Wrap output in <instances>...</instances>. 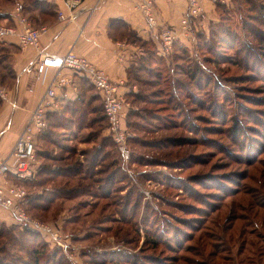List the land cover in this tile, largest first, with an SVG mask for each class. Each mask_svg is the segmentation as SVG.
Masks as SVG:
<instances>
[{"label": "rangeland", "instance_id": "rangeland-1", "mask_svg": "<svg viewBox=\"0 0 264 264\" xmlns=\"http://www.w3.org/2000/svg\"><path fill=\"white\" fill-rule=\"evenodd\" d=\"M23 1L30 5V0ZM8 5L0 0V8ZM226 7L231 10L216 7L212 16H201L183 44L188 56L197 54L226 88L197 91L190 84L199 98L193 102L179 95L171 108L165 99H152L155 90L167 87L165 74L158 87L132 85L125 96L128 157L114 142L104 115L82 131L67 127V119H52L38 135L37 147L47 156L38 155L39 166L47 162L88 169L91 154L103 150L98 167L93 166L97 182L81 175L61 176L39 187L53 202L30 214L57 224L67 244L61 247L50 240L44 261L57 253L51 264H264V0H230ZM218 24H228L237 34L239 51L214 46L210 32ZM210 41L218 52L216 61L210 57L214 51L204 49ZM241 41L256 49L258 70L251 71L239 59ZM18 48L0 39V83L6 87L11 86L12 52ZM175 136L185 138L186 144L166 143ZM114 170L113 191L102 196L99 180ZM83 186L88 192L83 193ZM43 187L50 189L43 192ZM67 188L80 193L59 195ZM24 245L29 248L30 243ZM0 246L12 247L1 256L3 264H32L20 250L15 256L9 242Z\"/></svg>", "mask_w": 264, "mask_h": 264}, {"label": "crops", "instance_id": "crops-1", "mask_svg": "<svg viewBox=\"0 0 264 264\" xmlns=\"http://www.w3.org/2000/svg\"><path fill=\"white\" fill-rule=\"evenodd\" d=\"M22 1L17 0L14 4L0 8V21L9 22L17 28L18 33L23 32L26 27L25 23L16 20L14 16L16 5H21ZM47 1L53 4L54 13L48 16L46 21L39 20L34 23V19L29 18L32 12L26 13L34 27L42 25L48 27L41 36L40 49L53 54H64L73 50L89 58L98 67L103 68L111 79L124 82L119 90L125 96L132 87L129 70L146 50L137 42L129 41L127 37L113 38L111 21H121L129 31H134L141 39L160 44V30L165 27H178L187 9V0H154L158 25L153 27L148 24L138 6L142 0H82L81 4L72 8L65 0ZM226 2L230 3V0ZM204 9L205 18L216 12L215 5L207 0L204 1ZM59 11L67 17L66 21L59 20ZM199 20L196 27L200 23ZM5 39L19 48L12 52L16 79L14 84L8 87L10 99L2 100L0 105V161L10 154L31 113L46 91L48 83L56 73L55 69H50L44 82L36 81L25 68L38 55L39 50L21 47L17 35L7 36ZM65 73L72 77L73 81L70 85L57 89L59 109L61 101L75 99L81 90L80 78L68 70ZM90 91L95 94L94 89ZM97 103L94 98L89 102L93 108ZM94 114L96 111L91 109L89 115ZM13 179L9 174L0 175V184ZM15 224V219L8 210L0 211V227L17 228Z\"/></svg>", "mask_w": 264, "mask_h": 264}, {"label": "trees", "instance_id": "trees-1", "mask_svg": "<svg viewBox=\"0 0 264 264\" xmlns=\"http://www.w3.org/2000/svg\"><path fill=\"white\" fill-rule=\"evenodd\" d=\"M9 4H14L17 0H6ZM238 1V0H237ZM248 1V0H247ZM228 5V3H222L219 2L215 5V8L217 7V11H219V8L225 9V10H231L230 8L225 6ZM22 9L25 13L32 12V17L29 14V18L34 19L35 22L39 20L46 21L48 16H52L54 13L53 11V4L48 2L47 0H30V5H26L24 1H22ZM256 10V9H255ZM44 15V16H42ZM42 16V17H41ZM224 16V14H223ZM221 21V20H220ZM10 24L9 22H6ZM11 25V24H10ZM111 34L113 35V38H124L127 37L129 41L137 42L141 45V47L145 48L146 53L142 55L140 58L136 60V64H134L129 72H130V79L131 85L138 84H145L149 86H156L162 85L161 77L163 74H165V81L167 82V87L162 88L160 90H155L154 94L156 95V98H152L153 100L159 99H165L166 105H170L171 108L173 107V103L178 102L179 95L183 98V95L189 96V99L191 101L196 100L199 98V95L194 91V87L197 88V91L199 89L206 91L208 87H212L213 91L220 90L222 88H226L223 84V81H221L217 75H214L211 73L210 70H208L205 67V63L200 59V57L196 55L188 56L187 52L190 51L184 47L185 41H177L174 44L173 50L170 54L164 55L161 51L160 44H156L155 42L151 41H145L138 37L134 31H129L121 21L117 22L116 20L111 21ZM196 28V26H195ZM212 29V28H211ZM212 36L210 37V40L213 42L214 46L221 45V46H227L230 49H236V52L239 51L240 48H237V42L239 41V38L237 34L232 32L231 28L228 24H218L216 28H214L213 32L211 30L210 32ZM0 39H5V37ZM205 44V51L210 52L211 54L214 51L213 56H210L212 58V61H216V55L218 54L217 50H213L210 43ZM217 41V42H216ZM263 42V40H261ZM184 44V45H183ZM242 51L241 56L239 59L243 58L244 61H246L247 67L251 71L258 70L256 63L257 57L259 56L256 49L253 48L250 44H246L245 42L241 41ZM264 46V45H263ZM14 51V50H13ZM198 49L196 50V52ZM215 55V56H214ZM209 57V56H208ZM211 61V60H208ZM236 60L235 62H237ZM13 63V62H12ZM10 72L8 75H10L11 84L13 85L16 79V72L14 70L13 64L10 66ZM73 75H76L80 78L81 81V90L78 96L75 99H68L61 101V108L57 110L49 111L47 114V126L44 130L38 131L35 136V147H36V153L37 157L47 156L43 155L41 149L37 147V137L40 134H43L48 129L49 122H51L52 119H57L59 121L63 119H67V125L60 122L59 125L67 126L73 128L80 129L81 131L83 129L94 127L96 124L100 123V121L104 117L107 119L104 108L101 109V105L103 107V102L98 94V92L95 90L94 86L90 83L89 79L81 75L79 73H73ZM149 78L148 80H146ZM85 79L89 84H91L89 87L88 84L83 80ZM1 84V83H0ZM186 84L188 87V90L186 91L182 85ZM192 87H191V85ZM204 85L201 87V85ZM184 86V85H183ZM91 89L95 90V94L90 91ZM90 91V93L88 92ZM132 92V90L130 91ZM129 92V93H130ZM162 94V98H160ZM223 97H226V91L224 90L222 93ZM91 98H94L97 100V105L93 108L92 104H89ZM144 98V97H143ZM58 99V97H57ZM194 102V101H193ZM2 103V100L0 98V105ZM94 110L96 111V114L89 115L90 111ZM101 110H103V114L101 113ZM219 112V105L218 109ZM215 111V110H213ZM63 115L64 117H62ZM69 115V116H68ZM71 115V116H70ZM223 115V114H222ZM89 116V119L87 120V117ZM182 117V116H181ZM154 119L156 116H153ZM65 121V120H64ZM179 124V128H184V124H180L179 122H176ZM172 124V123H171ZM189 128V127H188ZM191 129V127L189 128ZM95 133V132H94ZM94 137V135H92ZM92 139V138H91ZM91 139H88L87 141H90ZM168 140H166V143H169L171 145H184L186 144V139L182 136H175V137H168ZM146 143V142H145ZM152 145V144H151ZM102 146V145H101ZM98 154H91L89 157V164L90 166H87L88 169H84V165H77L78 168H74L76 165L72 166H63L62 167H56L53 164L45 163L41 164V166H38L36 169V178L35 179H29V180H20L14 178L13 181L23 185L27 189V198L25 202V206L29 213H32L34 209H45L53 202L52 198L47 197L39 192V187H42L44 183H48L50 181H53L55 177H72L73 175L79 176L80 178L84 179H93L94 182H97V178L95 177V174L97 173L93 166L98 167L97 161L98 157L101 156L103 150L100 147L98 150ZM108 153V152H107ZM106 153L105 156H109ZM65 159V158H64ZM91 167V168H90ZM84 169V171H83ZM101 171V170H99ZM118 175V172L114 170L109 175L106 176V179L99 180L100 183H103V192L102 196L110 197L113 186L116 182V178ZM81 179V180H82ZM115 181V182H114ZM108 185V187H107ZM47 189L43 187V192ZM78 188H67L66 191L63 193H60L59 195L63 197H71V195H78L80 192L77 191ZM88 192L87 187L83 186V193ZM101 192V191H98ZM104 193V194H103ZM148 222V220H147ZM16 227L7 228V227H0V242L6 241L9 242L13 248L15 249V256H16V250H20L23 253H26L31 259L32 262L27 260V263L32 264H51L54 263V259L57 257V253H52L51 258H53V261L51 258L47 257V260H43L42 254H47L48 248L47 243L49 242L42 234L37 232L36 230L27 227V226H20L18 224H15ZM24 242H29L30 246L27 248L24 245ZM9 248H12L11 246ZM7 246H0V264H3V261L1 259L2 255H6L8 252L6 251ZM9 251V250H8ZM10 251H13L10 249ZM49 253V252H48ZM112 254V253H111ZM115 254V253H114ZM112 254V255H114ZM49 255V256H50ZM105 258V257H103ZM107 259V258H106ZM106 259L102 260V263H106ZM52 261V262H51ZM5 264H10V262H5Z\"/></svg>", "mask_w": 264, "mask_h": 264}, {"label": "built area", "instance_id": "built-area-1", "mask_svg": "<svg viewBox=\"0 0 264 264\" xmlns=\"http://www.w3.org/2000/svg\"><path fill=\"white\" fill-rule=\"evenodd\" d=\"M204 1L187 0V9L181 18L178 27H165L160 30V46L164 55L172 52L175 42L188 41L194 33L197 21L203 16ZM214 5L226 0H207ZM68 6L75 7L82 3V0H65ZM142 14L147 19L150 26H157V12L154 0H142L139 3ZM15 18L26 27L23 32L18 33L17 28L6 22L0 21V37L11 35L18 36V42L23 48H36L38 55L33 58L25 70L32 74L38 82H44L50 69H55L56 73L48 83L46 91L40 98L35 109L31 113L25 128L18 136L10 154L0 161V175L9 174L20 180L36 178V169L39 161L35 147V136L38 131L44 130L47 126V114L49 111L59 108L57 100V89L63 88L72 83V77L65 73L66 70L86 76L95 90L100 95L105 115L109 123V132L125 157H128L127 140L128 135L125 129L126 102L125 95L120 92L119 87L124 82H117L111 79L107 72L98 67L89 58L69 50L64 54H53L40 49V39L47 31V26L34 27L30 24L28 15L21 5L15 7ZM59 20L66 21L67 17L59 11ZM0 98L10 99L8 87L0 84ZM15 104V103H14ZM27 189L13 180H6L0 184V211L8 210L15 219V223L24 227H30L42 234L48 241L61 247H66L60 227L57 224L43 222L33 217L25 206Z\"/></svg>", "mask_w": 264, "mask_h": 264}]
</instances>
